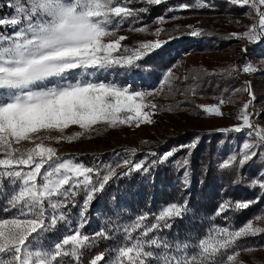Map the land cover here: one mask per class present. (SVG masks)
<instances>
[{"label": "snow or ice", "instance_id": "6c2138e0", "mask_svg": "<svg viewBox=\"0 0 264 264\" xmlns=\"http://www.w3.org/2000/svg\"><path fill=\"white\" fill-rule=\"evenodd\" d=\"M138 2L158 6L166 0ZM228 2L239 7L249 6L258 16V22L247 31L231 35L253 44L261 42L264 38V10L261 8L264 0ZM133 3L134 0H9L5 4L12 11L0 15V154L3 156L0 158V181L6 179L13 187L0 206V264H83L85 253L96 246L95 237H110L103 229L94 237L82 231L88 223L87 213L95 195L103 192L114 177L118 178L116 168L125 167L123 175L150 171V165L144 161L133 162L127 158L104 168L86 166L71 158L57 157V149L45 143H60L64 139L72 142L97 124L116 128L154 122L152 116L158 105L147 99L155 95L154 92L130 90L96 79L99 73L113 68H135L167 43L180 38L168 34V40H161L159 37L165 30L158 28L152 33L156 39L141 42L135 48L123 46L121 42L127 37L116 33L125 23L139 21L140 14L149 11L143 6L131 7ZM197 6L210 5L197 0ZM189 7L177 5L167 11ZM164 22L165 17L157 18V23ZM187 28L186 34L191 37L203 34L191 25ZM129 30L143 33L147 28L130 27ZM175 31L183 32L179 28ZM140 66L148 75L152 74L151 65ZM242 71L252 74L258 69L249 62ZM173 78L169 69L160 80L161 87L171 88ZM243 91L249 100L237 114L239 123L220 131L241 133L248 130L245 132L247 138L240 152L224 161L222 168H243L254 158H264V128L253 119L256 113L249 110L255 100L250 82ZM192 94H196L195 86ZM227 102L221 98L218 105L197 107L209 117H221L224 115L221 106ZM73 125L82 131L65 137L64 131ZM53 132L60 135L53 136ZM197 143L198 140H194L179 148L194 149ZM131 151L135 153L134 149ZM173 154V151L165 152L151 163H163ZM182 164H189L187 157ZM184 179L187 183V170ZM240 179L238 176L234 182ZM249 187H258L260 195L246 201L225 199L219 204L216 215L246 210L259 203L264 198V170L251 179ZM81 192L84 196L79 204V219L72 225L64 209L68 204L76 206V197ZM187 210L185 201L164 206L154 214L152 223H145L149 214L138 216L124 228L129 244L119 246L114 258L106 260L105 253L100 252L91 256L87 264H148L150 259H155L157 264H240L237 260L240 252L254 249L242 247L237 241L264 233V228L253 224V220H264V213H258L238 228H213L195 245L188 242L173 245L164 237L150 236L171 228L170 221L182 218ZM6 213L12 214L4 215ZM59 223L69 226L68 234L48 248L40 246L41 238L54 231ZM134 232L139 235L133 236ZM192 247L197 249L194 254L188 251Z\"/></svg>", "mask_w": 264, "mask_h": 264}, {"label": "rangeland", "instance_id": "374dc122", "mask_svg": "<svg viewBox=\"0 0 264 264\" xmlns=\"http://www.w3.org/2000/svg\"><path fill=\"white\" fill-rule=\"evenodd\" d=\"M134 2L139 3L138 0H134ZM203 2L210 5L207 0H203ZM221 2V13L196 12L197 10L208 9L211 6L199 7L197 6V0H191L189 2H180L179 4L190 5L191 7L188 9L173 12L166 10L163 15V17H165L164 23H157L158 17L154 18L149 24L142 22L141 19L132 23H125L122 30L116 33L117 36L123 35L127 37V39L121 42L123 46L135 48L141 42L156 39L157 37L152 35V33L158 28L165 30L159 37L161 40H168V34L180 37L179 39H174L167 43L163 48L169 45H177L181 40H188L192 43V45L189 46L181 45L180 47L174 46V48H171L172 50L167 52L162 58L164 60L163 67L154 70L155 72L152 70L155 67L151 65V72H154V75L148 78V81L145 83L142 79L139 80L140 78H136V76L132 77L133 70L138 68L139 72L151 76L139 65L135 68H113L109 71L99 73L96 77L99 82L115 83L117 86L128 87L130 90L135 89L154 92L155 95L147 98L158 105V108L155 110V115L152 116L154 122L151 124H141L139 127H136L134 123L132 126L118 125L116 128H111L104 124H97L94 125L88 133L72 142H68L66 139L61 140L60 143L45 141L46 144H51V146L57 149V157L65 159L71 158L74 161L83 162L86 166L99 168H104L105 165H115L118 161L127 158L133 162L144 161L147 165H150L151 170L157 165H152V161L158 160L165 152L173 151V156L169 157L168 160L163 163L166 164L165 166L167 167L176 166L179 171H182L181 177L178 180L179 182L175 185L176 187L179 188V185H181L185 189H190L193 185L191 179L192 171L190 165L184 166L182 161L186 157L188 159V153L189 151L191 152L192 149H180L179 146L172 147L175 141L182 138V141H185L181 145H189L194 140H198L197 144H199L203 136L206 135L210 137L211 135L217 134L220 140L215 144V148L217 149L215 164L221 167V164L228 160L229 157L237 155L242 149L243 142L247 138L245 132L248 130H244L241 133H225L220 131V129L231 128L239 123L237 114L244 103L249 100L248 94L243 91L247 82H250L252 91L255 94V100L252 102V106L249 110L256 113L253 119L260 127L264 128V84L260 82L256 85L253 84L255 83L254 76L257 71L252 74L242 71L243 66L249 62L256 66L258 70L261 68L259 63L263 61L262 59L264 56H262V58L255 57L252 49L264 47V38H262L261 42L253 44L249 43L246 39H237L233 37L231 35L232 33L242 34L253 24L257 23L258 16L255 10L251 9L249 6L239 7L230 4L228 0H222ZM175 7L176 6H172L171 8ZM261 8L264 10V6H261ZM0 10H2V8H0ZM189 10L192 12L188 13ZM6 11L4 15H7L12 10L7 7ZM249 13L251 15H249ZM172 17L177 18L173 19ZM189 25L202 30L203 34L199 37L187 35V26ZM141 26H146L147 31L142 33L129 30L130 27L139 28ZM177 28L182 29L183 32H176L175 30ZM8 31H10V29H8ZM242 49H247V51H242ZM233 68L236 70L229 73L228 70ZM169 69L172 70L174 75L171 88L167 85L161 87L160 80ZM193 76H195L196 79H193ZM234 77L240 83L238 87H233V84H236L232 80ZM215 79L227 83L223 85L222 90H214L216 87L214 83L204 86L203 82L208 83L210 80L214 81ZM193 86H195V95L192 94ZM221 98L229 101L221 106V110L224 113L221 117H209L202 113L201 108L197 107L218 105ZM145 111H150V109H145ZM81 131L82 130L78 126L73 125L66 129L63 135L67 137ZM51 135L58 136L60 133L53 132ZM193 137L194 139L192 141L187 142L188 139ZM133 149L135 150L134 154L131 151ZM152 153L156 155H152ZM0 158H3L2 154H0ZM257 159L264 163V158L257 157ZM249 168L254 167L249 166L248 170ZM239 169L241 170L242 168ZM185 170L188 172L187 183H185L184 179ZM125 171L126 168L123 166L116 168V172L119 174L118 178L114 177L109 181L105 190L111 191V189L117 186L118 182H121L124 176H127L123 175ZM254 189L259 193L252 191V197H258L260 195V189L258 187ZM10 192L11 191H9V194ZM112 194L114 195L113 192ZM83 196L84 194L81 192L80 195L76 197V206L68 204L67 208L64 209L72 225H75L79 219V204L82 202ZM187 199L188 197L186 199L184 198L185 201ZM246 199L247 198H241L236 201H246ZM261 199L263 200L264 198ZM95 200L96 195L87 213L88 223L82 229V231L90 237L95 236L96 232L94 231L96 230V223L98 222L97 214L94 215L96 216L95 220L91 211V206ZM181 200L183 199L179 198L173 202L161 204L157 210L152 212V215L149 216L145 223H152L154 214L158 213L164 206L170 203L183 204ZM247 200L252 199L250 198ZM259 213H264V206ZM140 215H142V212H139L134 218L130 219L129 217H124L119 220L122 221V233H124L125 226L131 225ZM115 223L117 224V222ZM253 224L254 226L264 228V220H253ZM225 226L230 229L232 228L231 225L228 222L226 223L225 219L222 218L214 228ZM69 231L70 229L67 224L59 223L54 231L46 233L41 238L39 245L48 248L63 235L68 234ZM209 232L204 234L201 238H204ZM138 235L139 232L133 233V236ZM258 236H263L264 240V233L258 234L255 237ZM126 240L124 236L122 242ZM244 241L245 239L237 241V243L242 247L248 248V245H246ZM129 243L123 242L119 246ZM117 248H114V252L112 254L110 253L107 259L115 257ZM252 249L254 250L251 252H240V255L237 257L240 264H264V245L252 246ZM148 250L159 251L157 249ZM101 264H104V262H101ZM148 264H157V262L155 259H150Z\"/></svg>", "mask_w": 264, "mask_h": 264}, {"label": "trees", "instance_id": "16d2710c", "mask_svg": "<svg viewBox=\"0 0 264 264\" xmlns=\"http://www.w3.org/2000/svg\"><path fill=\"white\" fill-rule=\"evenodd\" d=\"M184 1L189 2L191 0H169L158 6L141 5L140 3L134 2L130 6L135 8L141 6L148 8L149 11L147 13L140 14V19L142 22L149 24L154 18L163 16L168 8L177 6L180 2ZM221 1L222 0H207L211 7L197 10L196 12L221 13ZM7 2H9V0H0V8H2V10H0L1 15L7 12V7L5 6ZM190 12L192 11L189 10L188 13ZM181 45L189 46L192 45V43L188 40H181L177 45H169L170 47L168 46L154 52V54L142 61L140 65H152L155 67L152 69L153 71L158 70L160 67H163V56H165L167 52H170V50H172L171 48H174V46L180 47ZM252 50L254 51L255 57L262 58V56H264L263 48L257 47ZM259 64L261 68L255 73L254 85L259 82L264 84V61ZM154 72L151 76H147L139 72L138 68L133 70L132 77L136 76V78H140L139 80L142 79L145 83L148 81V78L154 75ZM232 80L236 83L233 84V87H238L240 83L235 77L232 78ZM211 81L212 80L208 83L203 82L204 86L214 83L216 84L214 90H222L223 85L227 84L225 82H220L218 79ZM193 139L194 137L188 139L187 142ZM182 140L181 138L174 143L172 142V147L180 146L185 141ZM218 140H220V138H218L217 134L211 135L210 137L205 135L202 137L201 142L192 149L191 155L188 157L192 171L191 179L193 181V185L190 189H185L181 185H179V188L175 186L177 182H179L178 180L181 177L182 171H179L176 166L167 167L165 166L166 164L159 163L147 174L143 171H136L124 176V179L111 189L114 195L108 190L97 193L96 200L91 206L93 218L96 220V216L94 215L97 214L98 216V222L96 223V230L94 232L97 233L103 229L110 233V237L108 239L95 237L96 246L85 253L83 264H87L91 256L100 252H104L107 259V256L114 252V248H117L123 242L129 243L128 240L122 242L125 233H122V221L119 220L124 217H129L130 219L134 218L139 212L151 216L152 212L157 210L161 204L173 202L179 198L183 199L181 201L184 203V198L186 199L188 197L186 200L187 212L182 218L172 219L170 221L172 225L171 228L161 229L155 233H151L150 236L164 237L173 245L176 242H188L191 245H195L204 234L212 230L214 226H217L219 220L222 218L225 219L226 223L228 222L231 227L235 226L238 228L246 221L256 216L264 206V199H260L259 203L253 204L246 210L229 211L226 214L219 216L215 215L218 205L222 200L230 198L236 201L241 198H257L256 196L252 197L251 192H259L249 187V182L251 179L255 178L261 170H264V163L257 158L249 161L241 170L239 168L219 167L215 164V158L217 157L215 144ZM249 166L254 168H249L248 170ZM238 176L241 177V179L238 182H234ZM11 185L10 181L6 179L0 181V206L6 202L5 197L13 187ZM4 215L10 216L11 213H6ZM152 221L154 222V220ZM115 222H117V224ZM244 243L248 245V248H252V246H263V236L248 237L245 239ZM188 251L194 254L197 249L192 247Z\"/></svg>", "mask_w": 264, "mask_h": 264}, {"label": "crops", "instance_id": "0c3cea01", "mask_svg": "<svg viewBox=\"0 0 264 264\" xmlns=\"http://www.w3.org/2000/svg\"><path fill=\"white\" fill-rule=\"evenodd\" d=\"M262 48H263V50H264V47H263V46L261 47V49H262ZM262 60L264 61V58H263ZM262 60H261V61H262ZM263 61H262V62H263ZM262 62H261V63H262Z\"/></svg>", "mask_w": 264, "mask_h": 264}]
</instances>
